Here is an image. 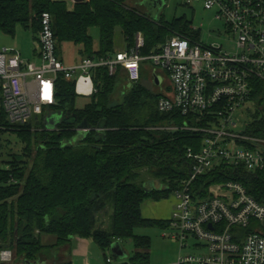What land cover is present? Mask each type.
Here are the masks:
<instances>
[{
    "label": "trees",
    "instance_id": "16d2710c",
    "mask_svg": "<svg viewBox=\"0 0 264 264\" xmlns=\"http://www.w3.org/2000/svg\"><path fill=\"white\" fill-rule=\"evenodd\" d=\"M156 9L149 1L85 0L69 7L66 0H0V32L14 36L21 26L37 37L40 17L48 12L61 59L67 43L80 46L81 59L118 52L119 31L126 46L141 31L146 41L144 53L174 35L194 34L192 22L185 17L168 21L163 15L155 16ZM92 27L100 30L98 49L89 33ZM93 79L96 92L78 107L75 82L60 74L52 111L61 113L63 119L54 130L46 128L43 117L39 123L11 124L0 105V133H15L23 145L21 153L10 154L9 166L0 168V249L13 252V260L2 264L49 260L77 237L93 239L106 262L105 252L114 241L124 244L132 240L134 252L122 264H149L151 239L136 234V229L168 226V220L145 218L142 205L148 199L168 198L190 177L186 150L191 146L198 149L203 135L165 128L190 120L158 110L163 93L149 70L143 69L141 79L133 84L125 77L111 76L106 67L94 70ZM119 92L123 95L120 101L116 99ZM249 104L243 131L264 139V80L253 81ZM84 120L91 127L86 138L78 145L65 146ZM224 170L223 175L198 178L194 191L204 196L213 181L234 180L264 204V170L241 167L238 174L232 166ZM154 179L163 188L148 191L147 181ZM44 235H53L56 241L45 244Z\"/></svg>",
    "mask_w": 264,
    "mask_h": 264
},
{
    "label": "built area",
    "instance_id": "2783aa9c",
    "mask_svg": "<svg viewBox=\"0 0 264 264\" xmlns=\"http://www.w3.org/2000/svg\"><path fill=\"white\" fill-rule=\"evenodd\" d=\"M182 1L188 7L203 3L214 10L232 49L204 43L201 28L192 23L193 35L169 37L149 53H144L145 37L138 31L133 44L121 51L68 65L57 55L52 17L44 12L37 35L39 64L23 59L17 49L0 50V105L11 124L25 125L54 113L60 74L73 80L83 97L96 92L93 72L99 67L131 84L141 79L143 69L150 71L153 81L161 77L158 110L190 120L165 128L203 135L198 149L186 150L190 177L174 191L176 204L164 235L178 240L182 249L193 246L198 252L180 254L176 264H264V204L234 180L213 181L204 196L193 187L200 177L227 173L226 166L237 174L241 167L264 170V139L247 136L240 128L253 81L264 80V0ZM191 239L196 242L190 244ZM12 260V250L0 249V264ZM107 262L113 260L107 257Z\"/></svg>",
    "mask_w": 264,
    "mask_h": 264
},
{
    "label": "rangeland",
    "instance_id": "374dc122",
    "mask_svg": "<svg viewBox=\"0 0 264 264\" xmlns=\"http://www.w3.org/2000/svg\"><path fill=\"white\" fill-rule=\"evenodd\" d=\"M66 1L68 2L69 7L73 6L72 0ZM129 3L132 4L134 1L132 2V0H129ZM191 6L192 7L184 5L182 0H165L163 6L158 10H154V13L157 17L163 15L168 21H172L174 18L185 17L187 20L191 21L195 27L201 28V38L204 43H222L224 48L231 50L232 46L227 40L225 25L221 20L216 18V12L214 10L205 9L203 3H193ZM145 8L148 10V7ZM89 33L93 38L94 48L98 49L100 46L99 28L92 27L89 30ZM33 36L34 32L32 30L25 29L21 26L17 28L14 36L0 32V50L3 47H10L20 50L24 56L29 54L31 55L34 48ZM116 44L118 51L123 50L126 46L125 40L120 31L116 37ZM79 49L80 46L67 43L64 44V51L61 55L66 62H73L76 59L81 58ZM125 85L126 83L124 81L121 82L119 89L122 91L125 90ZM122 97V93H117L116 99L118 101L122 100ZM89 101L90 97L79 96L76 100V105L78 107H83ZM248 106L252 105L248 104ZM246 121L247 113L245 112L241 118L240 128H245ZM4 129L6 130L7 128ZM22 146L21 140L15 133H0V168H7L9 166L8 162L11 160L10 154L21 153ZM162 200L163 205H170L171 216L176 204V194L172 193L168 198ZM162 202L161 200L148 199L144 202L143 206L145 210L148 208V210L152 212L153 208H150L149 204H161ZM166 228L167 227L161 226H142L136 229V234L146 235L151 239L149 264H176L180 254L186 255L198 252V249L193 246L182 249L178 240L172 238L171 236H164L166 232H169ZM42 241L45 244H52L56 241V238L53 235H44L42 236ZM82 241H88V247H81L80 244ZM195 242V239L190 240V244H194ZM71 244V247H68V250L65 249L64 252L65 254H69L70 251L73 252L71 254L74 260L73 264H85L87 259L90 264H107L103 250L93 239L77 237ZM68 245H70V243ZM123 246L128 252L129 258V256H131L134 252V243L132 240H128L124 242ZM105 253L106 257H110L113 260V264H122V261L128 259H120L114 256L110 250Z\"/></svg>",
    "mask_w": 264,
    "mask_h": 264
},
{
    "label": "water",
    "instance_id": "95a60500",
    "mask_svg": "<svg viewBox=\"0 0 264 264\" xmlns=\"http://www.w3.org/2000/svg\"><path fill=\"white\" fill-rule=\"evenodd\" d=\"M75 1L82 2L83 0H75ZM149 2L153 3L154 7L159 9L160 7L163 6L165 0H152ZM161 82H162V78L156 75L154 79V83L159 86ZM62 119H63V115L61 113L47 114L45 117L46 128L48 130L56 129V127L62 121ZM39 122L40 121L38 120L37 123ZM90 130H91V127L89 123L86 120H84L79 125L77 134L71 140L66 141L64 145L65 146L66 145H69V146L78 145L80 142H82L86 138ZM162 188H163V184L159 180L154 179V180L149 181V189L147 190L148 191H151L153 189L161 190ZM110 251L120 259L128 258V252L126 251L123 244L119 240L114 241L111 244Z\"/></svg>",
    "mask_w": 264,
    "mask_h": 264
},
{
    "label": "crops",
    "instance_id": "0c3cea01",
    "mask_svg": "<svg viewBox=\"0 0 264 264\" xmlns=\"http://www.w3.org/2000/svg\"><path fill=\"white\" fill-rule=\"evenodd\" d=\"M33 41H34L33 42L34 43V48H33V52H32L31 55L29 54V55L24 56L23 53L20 50H18V49L17 50L21 53V56H22L23 59L28 60V61H32V62H35V63L39 64L41 62V60H40L39 52H38L37 37L35 35L33 36ZM80 59L81 58L76 59L73 62H66L65 59L63 58L62 61L65 64L70 65V64H73V63H76V62L80 61ZM162 201L163 200H161V202ZM143 205H142V214H143V216L145 218L162 219V220H168L169 219L170 212H171L170 205H167V204L163 205V202L161 204L151 203V204H149V206H150V208H153L152 212L149 211L148 208L145 210ZM74 239H76V238H74ZM72 241L70 242V245H66L65 247H63L59 251H57L55 253V255H53L51 257V259H49V260H41L40 262H38L36 264H73L74 260H73V257L71 255L73 252H71L70 250H69L70 251L69 254H65V252H64L65 249L68 250V247H71ZM83 242H85V243H83ZM88 245H89L88 241H82L81 244H80V246L83 247V248L84 247H88ZM85 264H90L88 259H87Z\"/></svg>",
    "mask_w": 264,
    "mask_h": 264
}]
</instances>
